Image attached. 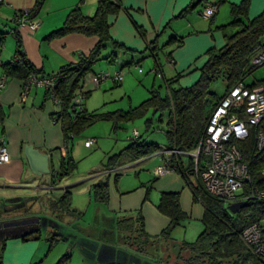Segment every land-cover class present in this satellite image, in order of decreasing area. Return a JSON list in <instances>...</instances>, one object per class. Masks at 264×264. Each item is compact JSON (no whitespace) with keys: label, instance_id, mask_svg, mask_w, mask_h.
<instances>
[{"label":"crops","instance_id":"1","mask_svg":"<svg viewBox=\"0 0 264 264\" xmlns=\"http://www.w3.org/2000/svg\"><path fill=\"white\" fill-rule=\"evenodd\" d=\"M98 1L86 0L81 6L82 14L85 17H93L97 10ZM198 1L200 0H123L124 11L117 16L109 18L110 36L112 40L128 51L114 50L113 47L109 46L108 48L112 49L111 57H105L104 60L111 58L108 60L109 63H115L120 54V56L123 55L125 57L131 56V60L127 65L141 63L150 56L148 52L145 53L147 43L138 35L136 27L141 28L146 33L148 43H154L157 40V35L165 33L170 21L172 22L175 16H179L185 9L194 3H198ZM242 1L225 0L224 2H229L232 6L238 5ZM36 2L37 0H4L3 4L0 3V42L1 40L3 42V46L0 49V77L5 74L4 66L12 61L16 52V39L9 34L14 27L15 15L18 12L34 8ZM220 2L222 0H205L199 3L195 9H198V14L201 17L205 6L220 4ZM79 3L80 0H45L39 13V18L42 22L39 30L35 33L30 32L29 29L21 30L24 52L30 63L37 70L47 75L58 73L65 65L77 63L81 55H88L99 42L97 37H87L81 34L49 38L54 32L63 27L68 15ZM250 9L252 15L257 12L250 19L253 20L264 12V0H253ZM221 12L222 9H219L218 14L212 20L218 27L227 25L222 22V19L219 23ZM166 24L167 27H164ZM190 27L194 28L192 25ZM187 28L184 26V33L173 31L170 39L174 37L183 38L182 43H175L180 45L179 50H185L192 60L197 57H199V60L204 59L203 64L200 67L195 66L197 61L187 64L182 54L177 51L170 52L166 50L165 53L170 55L168 59H171V57L174 60L176 59L177 64L176 61V66L170 63L171 69L169 72H171L173 77L167 79L163 73V66L160 64L161 59H159L158 64L156 59H154L156 67L157 65L160 66L164 81L175 80L179 75H181L179 80L187 75H193L206 63L208 50L212 48L219 49L225 45L223 42L221 45H214L212 44L213 41L210 42L208 38H204V42L196 39L202 36L203 33L190 34L188 38H194L192 41L194 45L190 51H187L188 40H186L187 38L184 35ZM209 32H212L211 28ZM214 34L217 33L211 35L212 40L215 39ZM203 36L206 37L205 35ZM158 43L160 46L159 39ZM137 55H140L139 62H136L133 58ZM140 73L143 72L141 71ZM91 74H96L95 69L94 73L89 75ZM196 75L195 82L200 77V71ZM22 92L23 81L14 77H9L6 81V87L0 90V138L4 137L6 139L11 156L9 164L0 165V201L40 197L41 199L47 198L46 204L49 205L53 199L57 200L62 197L66 190H71L72 209L76 212L73 217L77 220L83 216V210H85L84 214H88L89 209L92 208L93 203L91 201H94L92 187L103 180V178L106 179L107 171H103L101 168L93 172L89 177L84 174L83 180L76 179L70 183L69 181L74 177V174H71L63 180L64 182L66 181L63 187H61L63 181L52 185V175L58 171L62 158L66 154L61 123L55 122L53 119V114L57 112V106L48 98L47 90L42 87L31 90L26 99L22 98ZM28 147H31V151L34 154L36 153L38 157L44 155L49 157V174L39 176L37 173L40 168L38 167L35 171L37 173L33 172L26 156V148ZM160 153L137 162V165H135L136 163L132 164L134 167L139 165L140 169L144 167L143 163L148 164L154 161V164L157 163L159 165L161 162ZM112 177H108L110 187L108 203L98 204L94 201L97 204V211L100 213L104 212V214L99 216L101 221L97 223V228L88 230V228L83 226H74L72 217L67 215L61 216V218L57 217L56 222L63 225V228L57 229L56 224H53V229L63 237V240L58 244L63 243L66 245L67 243V246L60 248V251L56 250L55 246L52 249L49 248L46 252V246L43 244L45 242L41 237H35L26 242L22 239L10 238L6 242L3 253V264H141L140 255L134 253L122 243L120 232L117 229V221L122 216L140 211L144 217L147 234L153 237L160 236L164 230L168 229L171 223L170 218L162 214L157 208L162 194L178 193L180 195L181 209L187 214L188 220L202 223L205 209L201 203L195 201L192 191L188 188L183 178L175 174H167L162 179L157 178L159 181L153 182L156 184L155 195L152 191H146L145 193L138 192L135 196H127L134 192L132 191L122 192L117 196L111 191ZM82 184H85L83 189L80 187ZM51 187L55 189L53 193H49ZM53 196H56L57 199ZM75 197H78V199L83 198L85 202L89 200L86 203V209L81 207L80 201H78L80 205H74ZM84 204L83 206H85ZM40 209L41 207L39 206ZM48 211L51 212V209L49 208ZM47 218L51 222L49 219L52 218ZM71 228H74L76 232L72 233ZM68 233L72 236H68ZM175 240V242L180 243L177 239ZM11 245L13 248L10 251L9 247ZM66 256H70V258L63 260V262L62 259Z\"/></svg>","mask_w":264,"mask_h":264},{"label":"trees","instance_id":"2","mask_svg":"<svg viewBox=\"0 0 264 264\" xmlns=\"http://www.w3.org/2000/svg\"><path fill=\"white\" fill-rule=\"evenodd\" d=\"M203 1L205 0L192 4L178 17L184 18L188 12L194 10ZM85 2L86 0H80L79 5L68 15L63 27L54 32L49 38L64 37L69 34L99 38V42L88 55H81L77 63L65 65L58 73L47 75L37 70L30 63L24 52L22 38L16 34L14 36L16 39L14 58L4 66V75L7 79L14 77L21 79L23 83L33 74L57 77L55 97L50 95L48 91L47 96L57 106V112L53 114V119L55 122L61 123L66 154L62 158L58 171L52 175V185L62 182L76 171L77 161L73 157L75 138L98 121L114 122L118 129L121 122L139 118L149 109L168 114L167 147L162 148L157 144L146 142L141 133L136 139L132 136L129 141L130 145L121 153L111 156L104 165L103 171H107L106 173H111L110 175L113 176L116 168L121 167L123 161L137 163L162 152L164 149H176L184 152L193 151L198 146L214 109L230 90L242 83L249 87L264 84V82L246 83L247 78L259 69L252 65V60L264 50V12L253 20L248 19L251 0H243L240 4L231 6L232 21L227 25L218 27L222 31L230 27L237 29V31L231 36L225 34L226 43L222 48H212L207 51L206 63L200 70L199 79L192 86L175 88L174 84L178 83L181 77L179 75L175 80L165 81L168 89V94L165 97H162L159 91L153 89L150 91L151 98L133 111L100 115L90 113L85 108L84 103L92 92L83 93V103L77 104V91L82 90L86 77L90 73H94V65L103 59L102 55L109 46L113 47L114 50H124L125 52L128 50L112 40L110 36L109 18L124 11L123 0H99L93 17H85L82 14L81 6ZM40 5L43 4L40 0H37L34 9ZM211 6L218 7L219 4ZM136 30L138 35L147 43L145 53L149 52L148 55L154 57L158 64L159 53L163 50L158 43L160 35H157V40L154 43H148L146 33L138 27H136ZM182 39L171 38L165 46L178 42L182 43ZM2 46L3 42L1 40L0 49ZM110 59L107 58V61ZM171 59L175 63L172 57ZM220 78L226 84V90L221 97L210 91L211 84ZM240 146L244 153V161L249 168L252 185L257 188H264V178L261 176L264 169V150L256 154L255 132L252 131L250 138L242 142ZM110 175L106 176V183L101 180L93 185L92 196L95 202L108 203L110 198L108 177ZM119 179L120 175L116 174V182ZM184 180L192 191L195 201L201 203L205 209L202 220L204 231L199 235L197 241L194 243L175 242L176 240L172 236L173 232L188 220V216L181 209L180 195L178 193H168L162 194L157 206L158 210L171 220L168 229L164 230L160 236L153 237L147 234L144 217L140 211L122 216L117 221V229L120 232L124 246L134 251V246H138L141 250L146 247L153 249L156 248L155 245L161 246L173 242L180 246L182 254L190 253V255H193L190 260H186L185 264H201L206 260L218 264L225 260H235L233 264H263L245 246L241 240V232L247 224L264 218V203L250 201L246 208L235 214L237 215L235 217L223 201L208 195L200 183L192 178H185ZM150 187H148L147 192L150 191ZM248 189L249 186L245 188V192H248ZM38 203L45 206L40 197L21 201L16 208V211L20 214L7 219L8 222H11V228L8 230L21 233L20 236H22L23 241L46 236L45 238L51 246L50 249H52L63 240V237L46 222L48 221L46 217H35ZM46 206L51 209L53 215L57 213L58 218L65 215L72 217L76 213L72 209L71 190H66L62 197L50 201V204H46ZM239 219L241 224L238 223ZM10 238L12 237L5 236L0 239V264H3V253L6 242ZM137 251L142 253L140 250ZM137 251L136 253H138ZM69 258L70 256H66L62 261ZM153 259L157 264H163L156 257Z\"/></svg>","mask_w":264,"mask_h":264},{"label":"rangeland","instance_id":"3","mask_svg":"<svg viewBox=\"0 0 264 264\" xmlns=\"http://www.w3.org/2000/svg\"><path fill=\"white\" fill-rule=\"evenodd\" d=\"M92 1V0H89ZM98 1V0H97ZM251 0V6H252ZM99 3V1H98ZM199 8V7H198ZM218 11L219 9H222L221 15L219 17V23L222 22L225 24H228L231 21V4L229 2H224L222 0V3L220 2L219 6L217 7ZM257 13V12H256ZM255 13V14H256ZM218 14V12H217ZM216 14V15H217ZM252 15L251 9L249 13V18L252 19L254 15ZM215 15V16H216ZM169 23V22H168ZM167 23V24H168ZM167 24L164 27H167ZM194 26V28H191L190 26ZM184 26L187 28V31L185 32V37L187 38V46L186 50L190 51L193 48V40L194 38H188L191 34H198L203 33L206 37L203 35L196 38L200 40L201 42H204V38H208V40L212 44L221 45L222 42L226 43L225 34L228 36L233 35L237 29L235 28H228L227 30H221L218 29V26L213 23L211 20H206L202 16L200 17L198 14V9L192 10L186 14L184 18H179L178 16H175L172 19V22L170 21V25L166 28L165 33L159 36V42L160 47H162V51H160V64L163 66L164 75L165 78L169 79L172 78L171 72L169 70L170 67V59L168 57L169 54L165 53L166 50L171 51H177L182 56H184V59L186 60V63H195L196 67H200L203 64V60H199L195 58L192 60L188 53L185 50H179L180 45H168L164 46L167 42H169L170 35L173 31H181L184 33ZM211 28L212 32H209ZM164 29V28H163ZM213 33L215 35V39H211V35ZM213 35V36H214ZM216 40V41H215ZM208 49V48H207ZM205 51V50H204ZM168 52V53H170ZM175 52V53H177ZM112 49H107L103 53V59L99 62H97L93 69H95L96 74H100L101 72H107V73H115V72H124V81L122 83H115L112 79L104 81L101 86L98 88H94V86L91 83V77L94 76V74H91L86 79V90L92 91L91 96L85 100V108L90 113H96V114H108V113H115V112H130L133 111L139 107L142 106L143 103L147 102L151 98L150 91L153 89H156L160 92V95L162 97H165L168 94V89L165 84L164 79H161L159 76L155 75V68L156 65L154 63V57H147L144 59L141 63H132L131 65H127V63L131 60V56L125 57L123 55L117 58L115 63H109V61L104 60L105 57H111ZM149 53V52H148ZM204 54V52H203ZM202 54V55H203ZM117 55V54H116ZM140 56V55H139ZM139 56L133 57L136 62H139ZM174 59V58H173ZM198 59V60H197ZM176 64L177 60L175 59ZM175 64V66H176ZM140 70L143 73H140ZM201 69H199L200 71ZM199 71H196L193 73V75H187L181 80H179L178 83L174 84L175 88L179 87H189L195 83V79L197 77V73ZM169 72V73H168ZM162 73V72H161ZM162 73V74H163ZM177 75V74H176ZM264 82V67H261L257 70H255L246 80L247 84H253V83H260ZM226 90V84L225 81L220 78L216 81H214L211 84L210 91L212 93H215L218 96H222ZM168 114H162L160 112H155L154 109H149L143 116L136 118L134 120H129L127 122H121L120 127L117 129L116 124L114 122L109 121H98L92 126L88 127L83 133L75 138L74 141V147H73V157L77 161V169L73 173L74 177L69 182L72 183L76 179L83 180L84 174L89 177L93 172H96L98 169H103L104 165L108 162L109 158L115 154L120 153L125 148H127L130 145V139L132 138V134L134 131H138L141 133L146 142L157 144L162 148L167 147L168 145V138L166 135L167 132V116ZM89 140H94L95 143L92 146V148H86L85 144ZM145 160V159H143ZM154 162V161H153ZM143 163L144 167L139 168V165L134 167L133 164L135 163H129L128 161H123L121 167L116 168L115 173L112 177V184H111V191H113L117 196H119L122 192H132L127 196H135L138 192H146L148 187H150V191L153 192V194H156L155 189V183H153L156 180H158L154 175V169L158 166L157 163ZM137 165V163L135 164ZM120 175V179L118 182L115 180V175ZM163 178V177H162ZM159 178V179H162ZM159 181V180H158ZM66 182V181H65ZM65 182L63 181L61 184V187L65 185ZM81 189L85 187V184H82ZM153 195V196H154ZM55 199L56 196H53ZM25 201L26 198L21 199H12V200H2L5 204L9 202H12L13 204L18 205L21 201ZM47 198H42L41 201L45 203V206L40 203L37 204L38 209H36L35 217L45 216L50 217L52 219L50 221H47L51 225L52 228L53 224H56L57 229L63 228V225L61 223L56 222L58 219L56 215H53V213L49 212V207L46 206ZM54 200V199H53ZM81 207H84L86 209L87 204L89 200H85L83 198L78 199V197H75L74 205H80ZM91 201V200H90ZM93 203L92 208L89 209L88 214H84L85 210H83L82 214L83 216L78 218L76 220L75 217L72 216V221L74 222V226L77 225L83 226L85 228H97V223L101 221V218L99 217L101 214L96 209V203L94 201H91ZM85 203V204H84ZM83 204L85 206H83ZM100 204V203H98ZM39 206L41 209L39 210ZM17 208V206H16ZM16 208H12L9 210H6L5 207L0 208V239H3V237L9 236L8 234L10 231L8 229L11 228V222H8L7 219H10L12 216H16L17 214H20L18 211H16ZM106 208V206H105ZM60 214V213H59ZM61 215V214H60ZM235 215V214H233ZM237 215H235L236 217ZM48 219V218H47ZM5 220V221H4ZM76 220V222H75ZM98 220V222H97ZM187 223V224H186ZM239 224H241V221L239 219ZM186 226V228H185ZM245 226V224H244ZM72 233H75V229L71 228ZM204 231L203 224L201 222L197 221H185V224L181 225L175 231L173 232V237L177 239L180 243L182 242H188V243H194L197 241L199 235ZM68 236H72L69 235ZM21 235V233L19 234ZM46 236H43V240L46 246L45 251L47 252L50 248V244L46 241ZM88 237V236H87ZM87 240V239H86ZM10 241V240H9ZM26 242V241H25ZM59 245V244H58ZM56 245V250H61L63 246H67L68 244L64 245L61 243L59 247ZM151 249L146 248H139L138 246H134V253H136L137 250L142 251V253L138 252L136 254L140 255L141 258V264H157L156 261L153 259L156 257L159 259L163 264H185L186 260H190L193 255H190V253H184L182 254V251L180 249L179 245L174 244L173 242L165 243L161 246L155 245ZM12 245L9 247V250H12ZM61 248V249H60ZM58 251V252H59ZM11 254V252H9ZM44 254V252H43ZM42 254V255H43ZM182 254V255H180ZM235 260H225L221 264H233ZM201 264H218L215 262H211L209 260L203 261Z\"/></svg>","mask_w":264,"mask_h":264},{"label":"built area","instance_id":"4","mask_svg":"<svg viewBox=\"0 0 264 264\" xmlns=\"http://www.w3.org/2000/svg\"><path fill=\"white\" fill-rule=\"evenodd\" d=\"M43 4L45 0H40ZM3 4L4 0H0ZM42 8H32L18 12L14 18V27L9 34L21 37V30L29 29L35 33L41 27L39 13ZM218 8L208 5L203 9L202 17L211 20L217 14ZM174 65V61L170 59ZM255 68L264 67V50L253 60ZM141 72V70H140ZM154 72L161 79H164L159 66ZM112 79L115 83L124 81V72L107 73L101 72L91 77L94 88H98L104 81ZM7 77H0V90L6 87ZM56 76H39L33 74L23 83L22 98L26 99L31 90L42 87L50 95L55 97L57 87ZM76 93V103H83V93L90 91L85 89ZM252 131L255 132L256 154L264 150V84L249 87L240 84L234 87L216 106L204 134L198 146L191 152H184L176 149H164L161 155L160 164L154 169L156 178H162L167 174H175L183 179L192 178L200 183L206 193L230 206L239 202H261L264 203V188H257L252 185L247 163L244 161V153L240 146L247 141ZM136 139L139 132L132 134ZM94 140L86 142V147L94 145ZM11 156L8 150L7 141L0 138V165L9 164ZM111 173H107L106 176ZM111 176V175H110ZM264 178V169L261 173ZM249 186L248 192L245 188ZM51 187L49 193L54 192ZM241 240L259 261L264 264V218L247 224L241 232Z\"/></svg>","mask_w":264,"mask_h":264},{"label":"water","instance_id":"5","mask_svg":"<svg viewBox=\"0 0 264 264\" xmlns=\"http://www.w3.org/2000/svg\"><path fill=\"white\" fill-rule=\"evenodd\" d=\"M31 151V147L26 148V156L30 162V166L33 170V172L36 171V168H40V171L37 173L39 176L42 174H49L50 173V169H49V157L47 155H44L42 157H38V155L35 153H30ZM39 160V162H38ZM42 164V165H41ZM44 165V166H43ZM104 183H106V179L103 178L102 180ZM27 200V199H26ZM16 204H13L12 202L8 203H4L2 201H0V208L1 207H5L6 210L12 209V208H16ZM248 206L247 202H239V203H234L232 205H230L228 207L229 211L232 214H237L238 212H240L242 209L246 208ZM34 220V219H33ZM9 236H11L12 238H18L21 239L22 236L19 235V233L17 232H10L8 234Z\"/></svg>","mask_w":264,"mask_h":264}]
</instances>
